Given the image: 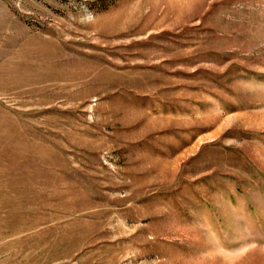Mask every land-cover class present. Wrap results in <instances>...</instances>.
<instances>
[{"label":"rangeland","instance_id":"374dc122","mask_svg":"<svg viewBox=\"0 0 264 264\" xmlns=\"http://www.w3.org/2000/svg\"><path fill=\"white\" fill-rule=\"evenodd\" d=\"M0 264H264V0H0Z\"/></svg>","mask_w":264,"mask_h":264}]
</instances>
